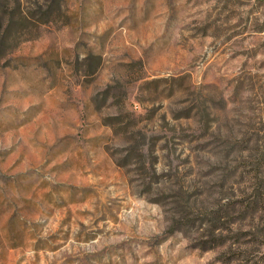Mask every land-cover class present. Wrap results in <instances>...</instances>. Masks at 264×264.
Instances as JSON below:
<instances>
[{
    "label": "rangeland",
    "instance_id": "rangeland-1",
    "mask_svg": "<svg viewBox=\"0 0 264 264\" xmlns=\"http://www.w3.org/2000/svg\"><path fill=\"white\" fill-rule=\"evenodd\" d=\"M0 264H264V0H0Z\"/></svg>",
    "mask_w": 264,
    "mask_h": 264
}]
</instances>
